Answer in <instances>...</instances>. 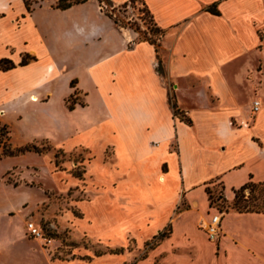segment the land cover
Listing matches in <instances>:
<instances>
[{"label":"crops","instance_id":"1","mask_svg":"<svg viewBox=\"0 0 264 264\" xmlns=\"http://www.w3.org/2000/svg\"><path fill=\"white\" fill-rule=\"evenodd\" d=\"M58 1L28 0V9L24 0H0V60L15 65L0 70V106H39L56 96L66 104L75 93L99 92L108 117L73 135L61 131L67 137L55 145L97 155L93 171L106 193L88 206L86 223L112 242L130 229L153 237L170 229L131 264H264V213H221L208 200L215 186L232 201L247 182L264 181V0H136L165 32L158 52L104 13L108 1L132 0H78L64 10ZM158 55L172 90L156 71ZM23 57L30 59L21 66ZM69 72L70 91L50 87ZM170 96L190 124L174 114ZM107 147L109 174L99 162ZM44 191L0 190V264H84L55 258L53 243L27 237L25 220ZM181 201L187 207L178 211ZM217 214L221 231L210 241L200 223Z\"/></svg>","mask_w":264,"mask_h":264},{"label":"rangeland","instance_id":"2","mask_svg":"<svg viewBox=\"0 0 264 264\" xmlns=\"http://www.w3.org/2000/svg\"><path fill=\"white\" fill-rule=\"evenodd\" d=\"M108 5L104 13L116 22L121 31L125 30L134 35L135 42L150 41L158 52L160 46L158 40L165 32L156 31L150 14L141 2L135 0L113 7L108 1ZM131 46L132 44L129 45ZM23 59L28 63L30 58L23 57ZM160 63L161 59L158 55L156 71L163 78L166 86L172 90L173 81L165 77L163 67L162 71L159 70ZM70 75H72L71 72L63 74L50 87L61 86L65 91H70L69 89L74 86V83H67L66 79ZM82 79L85 81L86 76L83 75ZM88 87L90 89L92 87L90 82ZM101 99L99 92L92 88L87 97L83 98L75 93L66 100V104L61 103L56 96L55 101L39 106L29 105L26 108L8 107L7 109L0 106V115L5 124L0 122V190L4 188L17 191L30 188L45 189L44 201L38 203L31 215L26 218L25 223L28 220L33 221L51 239L50 244L54 245L51 250L53 257L62 260H79L84 264H131L151 253L158 244L153 239L155 234H141L136 229H130L119 241L112 242L95 233L91 229V223L87 224L85 221V211L96 196L106 193L104 185L93 171L97 155L85 147H76L71 151L55 147L61 139L67 137L61 135V131L68 133L67 135H73L77 131L97 125L100 120L108 117L109 110ZM168 101L173 109L174 97L170 96ZM20 116H27L30 125L33 124L34 127L24 126L19 119ZM58 127L61 130H58ZM12 143L21 145L18 147L34 146L41 151V154L31 152L7 157L5 153L8 149L18 148ZM31 161L34 164H31ZM18 162L30 163V165L26 164L25 168ZM99 162L107 166L106 173L109 174V168L113 164L111 147L103 150ZM116 181L119 180L114 179L113 183L116 184ZM51 184H55V187ZM245 196H249V190H246ZM252 196L259 197V189L255 190ZM125 197V195L120 196V205L125 202ZM208 200L210 208L221 213L234 210L233 200L224 199L220 186L208 190ZM186 207L185 202L181 201L178 211ZM19 221L18 218L14 220L16 225ZM164 231L170 233L168 227ZM113 232L116 231H111ZM190 251L181 250L176 253L190 254Z\"/></svg>","mask_w":264,"mask_h":264},{"label":"trees","instance_id":"3","mask_svg":"<svg viewBox=\"0 0 264 264\" xmlns=\"http://www.w3.org/2000/svg\"><path fill=\"white\" fill-rule=\"evenodd\" d=\"M24 1L26 5H28V9H29L28 0H24ZM132 1H135V0H132ZM76 3H78V0H59L56 7L64 10ZM156 31L161 32V30L158 29L157 27H156ZM145 41H148V40H145ZM26 64H27V61L25 59H22L20 65L23 66ZM14 67L15 65L9 60H6V59L0 60V70H10V69H13ZM159 70L162 71L161 64L159 65ZM162 74L164 75V71ZM69 108L71 109V107ZM173 110H174L175 115L179 116L180 118L184 119L186 123L190 124V121L184 118V116L179 113V110L176 108L175 104H173ZM31 152L36 153V154H41V151L38 150L36 147L34 146L29 147L26 145L23 147H18L16 150L8 149V151L5 153V156L16 157V156L24 155L25 153H31ZM257 189H259L260 191V196L259 197L252 196L254 191ZM246 190H249L248 197L245 196ZM232 208L240 213H264V181L258 182V183L249 181L245 185H243L241 188H239L238 190H235ZM168 235H169V232L167 233L163 231V232L158 233L156 236H154L153 239L156 241V243H159L160 241L168 237Z\"/></svg>","mask_w":264,"mask_h":264},{"label":"built area","instance_id":"4","mask_svg":"<svg viewBox=\"0 0 264 264\" xmlns=\"http://www.w3.org/2000/svg\"><path fill=\"white\" fill-rule=\"evenodd\" d=\"M260 104L258 101L253 103L252 111L256 113L259 110ZM200 228L205 232L207 238L210 241H216L220 231V215L212 216L208 221L200 223ZM26 235L30 239H35L41 241L44 245H50L51 239L45 235L43 230L39 225L31 220L25 223Z\"/></svg>","mask_w":264,"mask_h":264}]
</instances>
